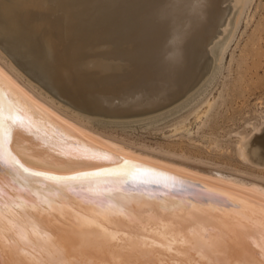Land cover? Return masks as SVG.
Segmentation results:
<instances>
[{
  "label": "bare ground",
  "instance_id": "1",
  "mask_svg": "<svg viewBox=\"0 0 264 264\" xmlns=\"http://www.w3.org/2000/svg\"><path fill=\"white\" fill-rule=\"evenodd\" d=\"M11 2L74 5L71 21L63 10L0 18V34L6 26L24 24L21 41L0 45V78L33 109L39 127V131H14L13 155L31 170L50 175L104 172L90 186L77 181L57 191L33 185L41 196L38 207L17 210L5 246L26 264L41 259L88 264L191 259L205 264L209 259L251 258L260 243V217L253 209L264 205L263 176L135 146L91 126L160 117L201 93L210 82L204 83L213 63L223 58L225 47L218 39L231 23L232 10L240 4L237 26L247 0H162L174 7L161 14L158 24L147 20L120 24L124 34L120 40L107 38L115 30L107 21L121 20L127 13L104 5L133 0ZM216 46L220 51L214 55ZM141 89L152 91L156 98L130 103L132 94L139 95ZM262 124L252 128L255 136L250 142L246 143L249 136H241L237 144L264 164ZM85 152L95 160L70 162ZM50 160L54 166L46 163ZM141 177L154 182L134 193L115 195L121 188H135ZM0 181L6 195L19 197L10 202L33 199L21 181L4 176ZM96 191L106 193L115 208L124 207L125 215L115 214L102 226L114 238H104L99 229L73 231L79 216L100 211L90 200ZM190 199L197 201L192 216ZM181 213L187 217L191 246L179 242L167 227L169 217Z\"/></svg>",
  "mask_w": 264,
  "mask_h": 264
},
{
  "label": "rangeland",
  "instance_id": "2",
  "mask_svg": "<svg viewBox=\"0 0 264 264\" xmlns=\"http://www.w3.org/2000/svg\"><path fill=\"white\" fill-rule=\"evenodd\" d=\"M239 5L236 3L231 23L218 39L225 47L223 58L213 63L204 81L211 83L201 93L194 97L195 90L184 106L160 117L91 126L135 146L173 152L213 168L259 174L264 179V168H260L264 164L237 144L241 136H249L246 143L250 142L255 136L252 128L264 121V0H247L236 26ZM219 51L216 46L214 55Z\"/></svg>",
  "mask_w": 264,
  "mask_h": 264
},
{
  "label": "snow or ice",
  "instance_id": "3",
  "mask_svg": "<svg viewBox=\"0 0 264 264\" xmlns=\"http://www.w3.org/2000/svg\"><path fill=\"white\" fill-rule=\"evenodd\" d=\"M105 8L110 10H125L127 15L121 20L113 18L107 21L115 28L107 36L110 40L123 39V33L119 31L120 24H132L136 21L147 20L150 23L158 24L161 19V14L167 9L174 7V5L162 3V0H133L127 4L112 3L104 5ZM74 5H53L51 2L48 4L42 3H27L19 4L12 3L11 0H0V18H15L18 16H31L33 14H44L52 11L63 10L68 14V19H72V9ZM25 27L22 22H18L15 28L5 27L3 34H0V45H8L13 41H21ZM156 98L152 91L141 89L139 95L133 93L129 98V102L137 105L142 102H150ZM33 109L15 93L10 86L4 83L0 78V176L12 177L13 181H21L24 185V190L27 195L33 199L26 200L22 204L10 202L14 199H19L18 196L14 197L12 193H7L6 189L0 181V264H26L24 260L19 259L12 253L11 247L5 246V234L11 232L15 225L12 224V218L18 217V209L23 207L27 212L29 208H37V201L41 200L40 193L33 191V185H44L45 187L55 188L57 191L69 188L71 184L79 181L82 186L91 185L94 179L99 178L104 170L96 172H85L79 175L60 176L50 175L44 172L33 171L26 167L11 150L13 133L17 129L31 131L36 128L39 131L36 120L33 117ZM95 160L94 156L88 155L86 152L79 157H73L71 163H89ZM49 166H54L55 161H47ZM151 171V170H147ZM111 175L112 173H108ZM148 182L146 177H141L137 182L136 187L131 186L121 188L119 193L135 192ZM14 186V184H13ZM167 186V184H165ZM91 203L100 211H94L91 215L85 214L79 216L73 225V231L79 229L81 233H87L93 229H99L104 238H114L113 234L108 233L102 226L108 220H111L115 214L125 215L124 207L115 208L108 203L109 197L106 193L96 191L91 194ZM197 201L190 199L188 203L189 216L194 215L191 211L192 207ZM107 204V207L105 205ZM131 211V210H130ZM254 214L260 217V243L258 250L248 259L239 258H225V259H209L205 264H264V205H259L253 209ZM187 217L184 214L169 217L167 227L173 231L179 242L191 246L189 239V232L185 231V220ZM190 231V230H189ZM207 231V230H206ZM182 238V239H181ZM205 239L207 237L205 236ZM25 255H27L25 253ZM33 264H88L86 261H65V260H51L41 259L33 261ZM122 264H154L152 261H138L127 260ZM162 264H201L200 260L186 259L184 261H162Z\"/></svg>",
  "mask_w": 264,
  "mask_h": 264
}]
</instances>
